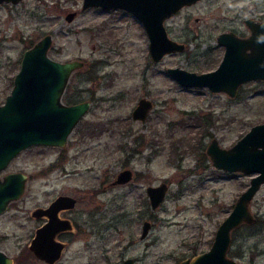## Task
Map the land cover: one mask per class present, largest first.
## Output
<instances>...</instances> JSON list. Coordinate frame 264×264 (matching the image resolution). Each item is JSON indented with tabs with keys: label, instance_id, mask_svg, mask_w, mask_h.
<instances>
[{
	"label": "rangeland",
	"instance_id": "374dc122",
	"mask_svg": "<svg viewBox=\"0 0 264 264\" xmlns=\"http://www.w3.org/2000/svg\"><path fill=\"white\" fill-rule=\"evenodd\" d=\"M76 6L80 9V2ZM32 7L29 1L17 9H0V101L11 88L23 49L51 32L50 56L83 60L69 73L64 95L87 96L92 103L63 145L32 143L4 167L22 170L26 177L22 192L0 213V248L11 256L21 251L24 260L15 256L13 264H42L27 245L39 221L31 210L58 192L76 193L71 214L93 226L76 234L61 264L83 259L113 264L125 255L143 264H179L181 257L207 248L254 172L215 166L205 147L212 136L228 146L252 123L264 120V78L243 81L230 96L204 85L182 84L166 66H216L223 52L216 33L228 28L249 32L243 18L264 20V0L197 1L187 9L191 20H165L169 35L184 40L186 47L159 60L149 53L141 21L122 10L87 8L72 20H52L49 10ZM140 94L154 101L146 127L130 118ZM144 128L149 143L138 144L135 135ZM124 163L142 174L127 183L108 184ZM160 180L167 182L166 194L151 207L145 186ZM249 205L257 217L231 230L230 253L240 264H264V182ZM144 217L151 226L140 238ZM98 226L102 232L92 233ZM130 234L134 241L129 244Z\"/></svg>",
	"mask_w": 264,
	"mask_h": 264
},
{
	"label": "water",
	"instance_id": "95a60500",
	"mask_svg": "<svg viewBox=\"0 0 264 264\" xmlns=\"http://www.w3.org/2000/svg\"><path fill=\"white\" fill-rule=\"evenodd\" d=\"M193 0H151L143 6L131 0H84L90 3L121 5L140 19L148 36V48L154 59L163 53L182 50L185 43L171 37L163 18L174 12L182 3ZM74 11L68 13V18ZM244 23L249 32L240 35L231 29H222L216 34L217 41L224 44V51L217 65L211 69L197 71L180 65H168L166 70L180 83L205 85L212 90H223L236 95L238 86L251 78H264V20L245 16ZM51 34L44 33L30 46L24 48L20 63L13 75V84L0 102V170L20 149L32 144L62 145L79 117L86 111L89 100L65 103L61 97L70 71L83 63L80 58L60 60L49 55L47 49ZM151 101L140 97L132 109L135 117H144ZM206 151L212 163L225 170L254 172L247 186L234 200L231 209L218 223L208 248L184 257L180 264H239L227 253L231 241V230L242 221L252 222L255 215L249 201L264 182V120L252 123L230 145L223 146L213 136ZM130 176L128 168L119 171L117 179ZM26 173L9 170L0 179V211L8 201L17 197L24 188ZM167 183L148 184L146 191L152 207L159 204L166 191ZM73 196L57 194L46 206H37L35 213H46L48 219L36 229L30 240V248L40 257L50 259L58 255L60 241H52L57 224L56 211L61 206L71 205ZM55 218L56 226L52 222ZM150 221H143L144 234ZM53 242V244L51 243ZM10 254L0 248V264H12ZM118 264H133L127 257Z\"/></svg>",
	"mask_w": 264,
	"mask_h": 264
},
{
	"label": "flooded vegetation",
	"instance_id": "af4514ba",
	"mask_svg": "<svg viewBox=\"0 0 264 264\" xmlns=\"http://www.w3.org/2000/svg\"><path fill=\"white\" fill-rule=\"evenodd\" d=\"M29 1H31V7H32V2L34 1L35 2V6H33V7H37V8H40V9H45V10H49L48 11V14H47V17L49 18V19H51L52 18V20H72L75 16H76V14L79 12V10H84V9H87V8H101V9H105V10H109V9H117V10H122L123 12H125V13H129V14H131L132 15V17H133V19L134 20H140L139 18H138V16H136V14L133 12V11H131V10H129V9H127V8H125V7H123V6H121V5H115V6H110V5H105V4H103V3H90V4H87V5H85V6H83V2H84V0H0V9H7V10H13V9H17V8H19V7H21V6H23L24 4H26L27 5V2H29ZM132 2H134V3H138V4H141V5H143V6H145V7H147V6H150L151 5V0H131ZM197 1H199V0H193V1H191V2H184V3H182L174 12H172L171 14H169V15H167L166 17H164L163 18V20H164V23H165V26H166V30H167V24H166V22H165V20H191V17H188V11H187V9L190 7V6H192V5H194ZM78 2H80V4H81V8L80 9H78V7L76 6V3H78ZM32 7V8H33ZM71 11H74V14L70 17V18H68L67 16H68V13L69 12H71ZM12 13H13V11H11L10 12V14L12 15ZM45 18V17H44ZM62 18V19H61ZM199 19V17L196 15V16H194V20H198ZM142 26H143V24H142ZM143 28H144V26H143ZM145 29V28H144ZM228 29H231V30H233V31H235V29H233V28H228ZM222 30V29H221ZM220 31V30H219ZM218 31V32H219ZM167 32H168V30H167ZM217 32V33H218ZM236 32V31H235ZM44 33H46V32H44ZM43 33V34H44ZM50 34H51V43H52V39H53V36H52V33L51 32H49ZM216 33V34H217ZM236 33H238V32H236ZM248 32H246V33H238V34H240V35H245V34H247ZM42 34V35H43ZM168 34H169V32H168ZM179 40H181V39H179ZM215 40H216V42H217V44L218 45H221V46H223V51H224V44L223 43H221V42H219V41H217V39H216V35H215ZM181 41H183L184 43H185V46H184V48L182 49V50H184L185 49V47H186V42L184 41V40H181ZM51 43H50V45H51ZM50 45H49V47H50ZM30 46V45H29ZM28 47V46H27ZM49 47H48V49H49ZM26 48V47H25ZM48 49H47V52H48ZM149 49V48H148ZM24 50V49H23ZM176 51V50H175ZM23 52V51H22ZM171 52V51H170ZM149 53H150V51H149ZM165 53H168V52H165ZM165 53H163L158 59H154L153 57H152V55H151V53H150V55H151V57H152V59L153 60H159ZM223 53V52H222ZM221 59V58H220ZM219 59V60H220ZM219 62V61H218ZM82 65V64H81ZM80 65V66H81ZM168 66V65H167ZM166 66V67H167ZM77 67H79V66H77ZM215 67V66H214ZM74 68H76V67H74ZM213 68V67H212ZM209 69H211V68H209ZM202 70H207V69H202ZM197 71H201V70H197ZM71 72V71H70ZM15 73V72H14ZM67 83V82H66ZM12 84H13V78H12ZM12 86V85H11ZM201 86V85H200ZM205 86V85H204ZM65 88H66V84H65V87H64V89H63V91L61 92V97H60V99L63 101V102H65V103H74V102H78V101H82V100H89V104H88V107H87V109H86V111L91 107V103H92V101H91V99L89 98V97H87V96H83V97H79V95H75L74 93H71V94H65L64 95V90H65ZM228 94V93H227ZM237 94V93H236ZM230 95V94H229ZM142 96H144V97H147V98H149V100L151 101V105H150V107L147 109V112H146V114H145V116L144 117H135V116H133V114H132V109H133V107L136 105V103H137V101H138V99L140 98V97H142ZM230 96H235V95H230ZM5 97V96H4ZM4 100V99H3ZM0 102H2V101H0ZM153 106H154V101H153V99L151 98V97H149L148 95H146V94H140L139 96H138V98L136 99V102H135V104L132 106V108H131V110H130V118H131V120H139V121H142V123H143V125H144V127H146L147 126V123H146V118H147V116L149 115V113H150V111H151V109L153 108ZM85 111V112H86ZM84 112V113H85ZM83 113V114H84ZM82 114V115H83ZM82 115L79 117V119L82 117ZM78 119V120H79ZM77 120V121H78ZM205 120V119H204ZM76 121V122H77ZM103 123V122H102ZM76 124V123H75ZM75 124H74V126H75ZM104 124H106V123H103V124H101V125H103L104 126ZM73 126V127H74ZM137 128H141V127H137ZM73 129V128H72ZM72 129L70 130V132L72 131ZM122 131V132H125V130L127 131L128 130V127H126V128H123V129H119V131ZM91 132H95V131H97V130H95V129H93V130H90ZM146 129L144 128V131L143 132H138L136 135H135V141L138 143V144H142V141L143 142H145L146 144L147 143H149V141L147 140V138L145 137V134H146ZM69 132V133H70ZM68 133V134H69ZM68 136V135H67ZM143 136V137H142ZM213 137V136H212ZM211 137V138H212ZM210 138V139H211ZM210 139H209V141H210ZM67 140V139H66ZM142 140V141H141ZM209 141L207 142V144L209 143ZM218 141V140H217ZM66 142V141H65ZM43 144V143H42ZM56 145H59V144H56ZM63 145V144H62ZM206 147H207V145H206ZM206 147H205V150H206ZM133 148V147H132ZM137 147L136 146H134V149H136ZM207 152V151H206ZM9 162V161H8ZM90 164V163H89ZM7 165V164H6ZM5 165V166H6ZM4 166V167H5ZM87 166H88V164H87ZM94 166V164L93 163H91V167H93ZM4 167L3 168H1V170H0V179H2L3 178V174L5 173V172H7V171H9V170H19V169H7V170H3L4 169ZM123 168H128L129 169V171H130V176L127 178V179H125V180H122V181H120V180H118L117 179V177H118V174H119V171L121 170V169H123ZM22 171V170H21ZM24 172V171H23ZM26 173V172H25ZM69 174V173H68ZM142 174V172L141 171H139V170H137L136 168H134L131 164H127V163H124L115 173H114V175H113V177L112 178H110V180H108V184H114V183H127L128 181H131V180H133L136 176H140ZM161 181H165V180H160L159 182H161ZM159 182H157V183H159ZM166 182V181H165ZM157 183H155V184H157ZM167 183V182H166ZM148 184H153V183H147L146 184V186L148 185ZM105 185V184H104ZM146 186H145V191H146ZM166 190H167V187H166ZM60 193H65V194H69V195H71V196H73V198H74V202L70 205H67V206H61V207H59L58 209H57V211H56V219H57V224H59L60 226L59 227H57V229H55L54 230V233L52 234V236H51V238H52V241H56V240H58V241H60V243H61V248H60V251H59V253H58V255H56V256H54V257H52V258H50V259H45V258H43V257H40V256H38L31 248H30V240H31V238H32V236H34V234L36 233V229L38 228V227H40L43 223H45L46 221H47V219H48V215L46 214V213H35L33 210L37 207V206H46V205H48V203L57 195V194H60ZM57 194H55L53 197H51L50 199H49V201L46 203V204H38L37 206H35L32 210H31V215L32 216H34L35 218H38V222L35 224V226H34V229H33V233H32V235L30 236V239H29V242H28V248H29V250L30 251H32L33 252V254L36 256V258L38 259V261L39 262H41L42 264H61L59 261H60V259H61V257H62V255H63V252H64V250H65V248H66V246L72 241V239H74V237L76 236V234H81V232H83L86 228L87 229H90L91 230V227H93L92 225H87V224H84V222H87L86 220H84V221H81V222H79V221H77L76 219H75V217H73V215L71 214V211L73 210V208H74V206H75V204H76V201H77V194L76 193H69V192H58ZM146 194H147V196H148V199H149V195H148V193H147V191H146ZM165 194H166V191H165ZM165 196V195H164ZM164 198V197H163ZM149 204H150V199H149ZM158 205V204H157ZM156 205V206H157ZM150 206H151V204H150ZM250 206V205H249ZM152 207V206H151ZM155 207V206H154ZM2 211H0V213H1ZM255 215V214H254ZM256 215H255V219H256ZM145 219H148L149 221H150V225L147 227V230H146V232L144 233V234H142V230H143V221L145 220ZM255 220H253L252 222H254ZM54 224H55V226H56V221H55V218L53 219V221H52ZM242 222H244V221H242ZM246 222V221H245ZM88 226H90V227H88ZM150 226H151V220L149 219V218H147V217H144L143 219H142V222H141V229H140V233H139V237L140 238H143V237H145L147 234H148V231H149V228H150ZM116 229H117V226L115 227ZM97 233V235L99 234V233H101L102 232V229H101V226H98V227H96V229H94V230H92V233ZM120 237H124L125 235L123 234V232L122 231H120V235H119ZM106 238H108V236L106 235ZM134 241V236L133 235H131L130 234V236H129V238H127V243H132ZM86 243H87V238H86V241H85ZM52 244H53V242H51ZM208 248V247H207ZM230 248H231V241H230V243H229V246H228V248H227V253L230 255V256H233L231 253H230ZM204 249H206V248H204ZM204 249H199V250H195V251H193L192 253H189V254H187V255H185V256H183V257H181L180 259H179V264H180V260L182 259V258H184V257H190V256H192V255H194L196 252H198V251H201V250H204ZM15 256H16V259L17 258H20V256H21V260H24V257L22 256V253H21V251L20 252H18L17 254H15ZM15 256H12V258H13V262H12V264L14 263V261H15ZM127 257H131L132 258V262H133V264H143L142 262L141 263H138V260H137V257H135V256H132V255H125V256H121L120 258H118V260H116V261H114L113 262V264H118V263H120L122 260H124L125 258H127ZM234 257V256H233ZM236 259V258H235ZM237 260V259H236ZM238 262V261H237ZM239 263V262H238ZM79 264H88L87 263V260L86 259H83V260H81V262H79ZM240 264V263H239Z\"/></svg>",
	"mask_w": 264,
	"mask_h": 264
}]
</instances>
